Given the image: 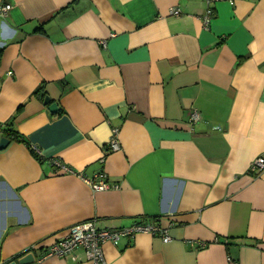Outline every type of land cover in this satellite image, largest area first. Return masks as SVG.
<instances>
[{
	"label": "crops",
	"instance_id": "crops-1",
	"mask_svg": "<svg viewBox=\"0 0 264 264\" xmlns=\"http://www.w3.org/2000/svg\"><path fill=\"white\" fill-rule=\"evenodd\" d=\"M211 6L206 27L205 0H0V264H93L42 258L93 220L171 237L107 243V264H264V0Z\"/></svg>",
	"mask_w": 264,
	"mask_h": 264
},
{
	"label": "built area",
	"instance_id": "built-area-1",
	"mask_svg": "<svg viewBox=\"0 0 264 264\" xmlns=\"http://www.w3.org/2000/svg\"><path fill=\"white\" fill-rule=\"evenodd\" d=\"M221 0H205L207 3V10L203 17L204 26H208L214 17V10L212 4ZM11 5H7L1 8V13L4 16L10 11ZM170 15L175 17H180L181 12L179 9H171L169 12ZM103 48H107L105 42L102 43ZM3 45L0 44V48ZM199 113L193 112L190 117L191 124H195L199 121ZM119 129H113L112 137L110 143L107 147V153H114L120 150V143L118 141ZM54 165L62 173L71 172V170L65 167L60 162L55 161ZM264 171V158H259L255 160L249 167V173L253 176H259ZM105 174H101L95 178V180H87L92 191L95 192H104L110 188V185L106 182ZM148 234L150 236L160 237L163 241L167 242L171 240V237L168 235V232L163 230L159 225L156 224H134V226L129 229H101L98 227L95 220L84 222L70 227L69 234L67 237L60 239L58 243L49 247L44 255L43 259L47 257H57V258H66L71 256L76 250H82L87 261L92 262L93 264H107L105 260V254L103 247L107 243H115L122 238L133 239L138 234ZM229 264H238L233 258L229 257Z\"/></svg>",
	"mask_w": 264,
	"mask_h": 264
},
{
	"label": "water",
	"instance_id": "water-1",
	"mask_svg": "<svg viewBox=\"0 0 264 264\" xmlns=\"http://www.w3.org/2000/svg\"><path fill=\"white\" fill-rule=\"evenodd\" d=\"M44 106H47L49 108L50 113H56L59 111V108L57 106V103L52 102L49 97H46L44 100ZM9 140L4 138L0 142V149H4L6 145H8ZM35 255L32 253L26 254L22 258L18 259L17 261L11 262V264H34L35 263Z\"/></svg>",
	"mask_w": 264,
	"mask_h": 264
},
{
	"label": "trees",
	"instance_id": "trees-1",
	"mask_svg": "<svg viewBox=\"0 0 264 264\" xmlns=\"http://www.w3.org/2000/svg\"><path fill=\"white\" fill-rule=\"evenodd\" d=\"M38 95H40L41 97V99L44 101L45 100V98L47 97V96H45L42 92H41V90H38V92L36 93V96H38ZM64 113H63V111L62 110H59L58 112H56L53 116H57V117H60V116H62ZM6 134H8V137L10 136V137H12L13 138V140H16V139H22L21 137H20V135L19 134H15L12 130H8L7 132H6ZM23 140V139H22Z\"/></svg>",
	"mask_w": 264,
	"mask_h": 264
}]
</instances>
